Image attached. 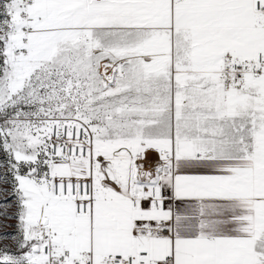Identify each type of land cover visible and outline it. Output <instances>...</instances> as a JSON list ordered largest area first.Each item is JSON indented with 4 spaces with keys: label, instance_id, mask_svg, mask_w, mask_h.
Wrapping results in <instances>:
<instances>
[{
    "label": "snow or ice",
    "instance_id": "snow-or-ice-1",
    "mask_svg": "<svg viewBox=\"0 0 264 264\" xmlns=\"http://www.w3.org/2000/svg\"><path fill=\"white\" fill-rule=\"evenodd\" d=\"M0 264H264V0H0Z\"/></svg>",
    "mask_w": 264,
    "mask_h": 264
}]
</instances>
